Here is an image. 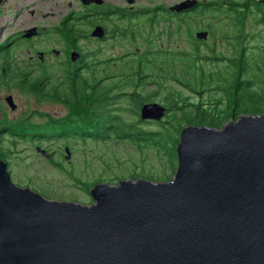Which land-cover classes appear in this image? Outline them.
<instances>
[{"label":"water","instance_id":"obj_1","mask_svg":"<svg viewBox=\"0 0 264 264\" xmlns=\"http://www.w3.org/2000/svg\"><path fill=\"white\" fill-rule=\"evenodd\" d=\"M198 4L186 0L168 9L182 13ZM105 35L95 25L91 36ZM209 36L204 30L195 38ZM79 57L71 53L72 62ZM6 102L17 109L13 96ZM166 111L148 102L139 117L160 122ZM36 151L51 158L42 147ZM65 153L70 163V149ZM177 157L173 180L99 183L90 190L92 205L18 187L0 159V264H264V114L231 119L221 129L187 126Z\"/></svg>","mask_w":264,"mask_h":264},{"label":"trees","instance_id":"obj_2","mask_svg":"<svg viewBox=\"0 0 264 264\" xmlns=\"http://www.w3.org/2000/svg\"><path fill=\"white\" fill-rule=\"evenodd\" d=\"M202 6L203 8L197 11L212 17V22L207 25L212 44L208 45L206 54H202L199 45L192 41V33L183 29V19L174 18L186 12L173 13L161 7L146 12L152 13L149 24L151 30L153 31L161 22L163 24L161 32L166 35L167 40L182 41L185 37L190 42V50L178 46L175 50L169 47L153 51L149 47L140 55L136 64L129 66L128 74L122 73L118 77L99 67L97 58L91 57V51L94 49L89 52L80 49L79 41L89 38L88 31L84 32L77 26V22L81 21L80 18L83 16L78 19L68 16L59 35L64 39L66 48H79L81 52H86L82 58L84 66L71 68L72 70L69 68L61 87L50 83L48 70L42 69L40 77L35 80L28 78L29 73L21 70L15 75L16 83L24 89H30L39 101L61 102L67 108V114L60 119L47 115L43 123L36 124L26 120L0 121V159L6 160L1 145L5 133L29 142H37L36 146L59 140L61 143L59 151L49 152L46 149L51 158L57 155L55 160L52 159V164L59 169L64 168L62 159L60 160L64 155V147L67 143L72 145L71 142L78 141L83 144L87 141L131 143L139 153L152 149L155 153L166 151L167 154L171 153L174 156L173 150L179 144L181 131L187 126L220 129L231 119L238 120L243 115H263L264 40L255 47H250L249 43L253 36L246 31V21L253 9L259 12V21L264 25L263 2L249 0L240 3L231 0L208 2ZM113 14L114 12H107L102 14L103 17L96 19L105 20ZM136 16L137 14L125 12L119 19L130 21ZM222 20L231 22L233 27L231 36L226 32L218 35L215 24ZM174 22L177 24L176 27H173ZM89 25L95 24L89 22ZM217 41H223L232 49L230 56H220ZM146 43L149 44L148 39ZM94 79L98 81L91 83L90 81ZM150 85L155 86L154 90L151 93H144V89ZM176 85L178 88H175ZM209 93L213 94L210 98L207 97ZM193 98H196V101ZM161 100L167 108L166 117L164 121L157 124L155 122L159 126L156 129L147 131L141 128L143 123L151 121L139 119L136 124L124 118V114L129 111L127 109H131L133 116H136L139 115L140 107L144 103ZM173 156L167 160L170 166L176 164ZM99 183L105 182L98 178L85 186L92 189Z\"/></svg>","mask_w":264,"mask_h":264},{"label":"rangeland","instance_id":"obj_3","mask_svg":"<svg viewBox=\"0 0 264 264\" xmlns=\"http://www.w3.org/2000/svg\"><path fill=\"white\" fill-rule=\"evenodd\" d=\"M102 1L104 2L103 6L98 8L94 7L95 5L84 6L81 0H6L7 4L0 9V40L3 39L2 30H5L6 36L11 31L26 29L35 24H42L51 28L63 24L68 16H72L74 19L83 16L80 18L81 21L77 22L79 29L84 32L88 31L90 35L93 27L98 24L109 30V34L106 39L107 42L96 45L94 41L81 39L78 43L80 49L87 52L92 49L96 50L98 54L96 58L100 63L99 67L105 68L106 72L116 77L122 73L128 74L130 72L129 66L136 64L140 55L149 47L153 51L169 47L175 50L178 46H183L190 50V42L185 37L182 38V41L167 40L166 35L161 32L163 30L161 22L152 31L149 26L152 13H146L161 7L168 9L186 0H134L133 4H129L128 0ZM198 1L199 4L196 7L184 11L186 12L185 14L173 17L183 19V29L192 33V41L199 45L202 54H206L208 45L212 44L211 35L209 34V39L205 43L198 41L195 35L198 31L205 30L210 32L207 25L212 22V17L210 18L207 13L200 14L197 9L201 10L203 8L202 5L208 2H228L231 0ZM233 1L244 3L249 0ZM258 1H262L264 4V0ZM107 12H114V14L105 20L96 19L103 17L102 14ZM125 12L137 14V16L130 21L127 19L120 20L121 14ZM43 16H46V19H43ZM259 18V12L253 9L246 21V31L253 36L249 43L250 47H255L264 40V25L259 21ZM89 22H93L95 25H89ZM176 26L177 24L174 22L173 27ZM215 28L218 30V35L224 32L230 36L233 34V27L229 21H217ZM147 39L149 44L146 43ZM216 45L221 57L231 55L232 49L223 41H217ZM47 47L64 49V42L62 40L56 41L55 39L51 44H43L38 48L44 49ZM14 51L21 61L25 60L27 48L16 46ZM21 61H19L18 65L23 66ZM57 62L60 61L54 60V56H52L46 70L50 73V83L61 87L62 82L65 80V71L68 74L69 68L67 67L65 70V66L53 67L52 65ZM34 71L38 70L34 69ZM84 74L86 73L84 72ZM35 75L31 73V77ZM117 80L115 79V81ZM96 81L98 79L90 82L95 83ZM14 82L16 83V81ZM154 87V85L148 86L144 89V93H151ZM175 88H178L177 85ZM26 90L21 86L18 87L17 83L9 90L14 97V103L17 105L16 110H12L9 104H5L4 99H2L4 95L0 92L2 95L0 108L6 110L7 113L4 119L16 122L26 120L29 123L36 124L43 123L47 119V115L60 119L67 114V108L64 104L51 100L40 102L36 95L31 93L30 89H28V92ZM212 95L209 93L207 97L210 98ZM193 99L196 101V98ZM121 101L128 104L126 101ZM157 102L164 105L162 100ZM127 110L129 111L124 114V118L131 123L138 124L139 115L133 116L131 109ZM165 117L161 121H164ZM4 119L0 118V121ZM146 123L141 124V128H145L147 131L159 127L156 125L159 122H156V124L152 121ZM4 135L1 145L2 151L6 155V160H2L8 164V172L12 182L18 187L28 188L51 201L92 205L94 199L88 192L91 188L90 186H85L88 182L98 178H102L109 185H118L122 180L137 181L138 179H145L154 183L169 182L174 179L178 166L177 146L173 150V156L171 153L167 154L166 151L155 153L152 149L139 153V150L131 143L121 144L115 141L95 143L87 141L86 144H83L78 141L77 143L71 142L72 145L67 143V146L64 147V155L60 157L64 168L59 169L52 164V159L55 160L57 155H54V158L52 156V158L46 159L37 153L36 149L38 147L35 144L37 142H29L21 137L7 133ZM60 146V141L56 140L44 142L39 147L47 149L49 152H57ZM66 148L71 151L70 163L65 160ZM172 156L176 164L173 163L170 166L167 160L172 158ZM149 176L153 178L151 179Z\"/></svg>","mask_w":264,"mask_h":264},{"label":"flooded vegetation","instance_id":"obj_4","mask_svg":"<svg viewBox=\"0 0 264 264\" xmlns=\"http://www.w3.org/2000/svg\"><path fill=\"white\" fill-rule=\"evenodd\" d=\"M6 4L7 2L5 0L2 6ZM103 4L100 6L93 4L91 6L95 5L94 7H102ZM42 18L46 19V16H43ZM63 24H60L59 26H53L51 28H49L48 26L45 27L42 24H35L34 26L26 28V29H21L19 31L17 30L15 32L11 31L6 36H5V30H2L1 33H2L3 39L0 40V69H1L0 70V92H2L4 95L2 99H4V102L6 105H8V103L6 102V97L12 96L9 90L12 89V87L16 85L14 81H16L15 75L18 70L28 72L29 73L28 78L37 79L40 77V71L42 69L43 70L47 69L48 67L47 64L52 56H54V60L60 61V62H57L56 64H53L52 65L53 67L65 66V70L67 67L70 68V70H72V69L81 68L84 66L82 58L85 52H81L79 48H75V49L66 48L64 39L59 35L60 32L62 31ZM34 28L36 29V31L33 34V36L30 38H26L25 34L27 33V31L30 29H34ZM105 30H106V35L104 39L101 40V39H97L93 37L91 38L89 35V38L86 40L94 41L95 45L99 43L107 42L106 39L109 34L108 33L109 30L107 29ZM55 39L56 41L62 40L64 42V49H55L51 47H47L44 49L38 48L39 46L43 44H49V43L51 44ZM16 46H22V47L27 48V54H26V57H24L25 60L21 61V59L15 55L14 47ZM73 51H77L81 53L80 57L75 62L71 61V53ZM97 56L98 54L96 50L91 51V57L96 58ZM64 57L65 59L63 60ZM19 61L23 62V66L18 65ZM34 69H37L38 71H34ZM31 73H34L36 75L34 77H31ZM65 75H66V71H65ZM18 87H20V85H18ZM26 91L28 92V89ZM1 97L2 95L0 94V100H1ZM58 103H61V102H58ZM6 116H7L6 110H2L0 108V118L4 119Z\"/></svg>","mask_w":264,"mask_h":264},{"label":"bare ground","instance_id":"obj_5","mask_svg":"<svg viewBox=\"0 0 264 264\" xmlns=\"http://www.w3.org/2000/svg\"><path fill=\"white\" fill-rule=\"evenodd\" d=\"M1 6H2V5H1ZM1 6H0V7H1ZM93 30H94V29H93ZM93 38H94V37H93Z\"/></svg>","mask_w":264,"mask_h":264}]
</instances>
